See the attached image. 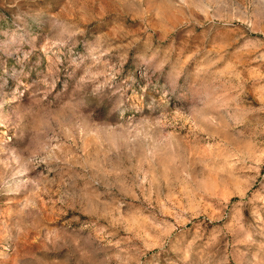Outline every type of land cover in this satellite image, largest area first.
Segmentation results:
<instances>
[{
  "label": "rangeland",
  "instance_id": "obj_1",
  "mask_svg": "<svg viewBox=\"0 0 264 264\" xmlns=\"http://www.w3.org/2000/svg\"><path fill=\"white\" fill-rule=\"evenodd\" d=\"M0 264H264V0H0Z\"/></svg>",
  "mask_w": 264,
  "mask_h": 264
}]
</instances>
